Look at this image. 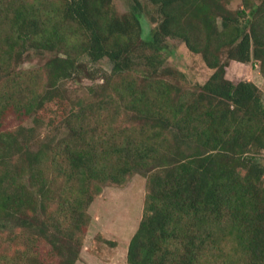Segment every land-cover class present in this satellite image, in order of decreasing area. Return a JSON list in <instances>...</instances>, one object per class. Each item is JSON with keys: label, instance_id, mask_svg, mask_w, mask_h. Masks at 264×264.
I'll list each match as a JSON object with an SVG mask.
<instances>
[{"label": "trees", "instance_id": "obj_1", "mask_svg": "<svg viewBox=\"0 0 264 264\" xmlns=\"http://www.w3.org/2000/svg\"><path fill=\"white\" fill-rule=\"evenodd\" d=\"M134 1L120 14L114 0H0V230L34 235L0 264H76L87 209L134 173L148 191L128 264H206L227 238L229 264H264V93L227 76L233 60L264 73V0H149L162 20L147 38ZM168 38L201 54L214 70L206 82L167 78L156 51ZM147 44L152 71L132 73ZM30 50L55 55L19 67ZM103 58L113 68L93 98H69L63 81L94 78ZM45 123L66 133L34 149Z\"/></svg>", "mask_w": 264, "mask_h": 264}, {"label": "rangeland", "instance_id": "obj_2", "mask_svg": "<svg viewBox=\"0 0 264 264\" xmlns=\"http://www.w3.org/2000/svg\"><path fill=\"white\" fill-rule=\"evenodd\" d=\"M138 1L142 14L143 37L147 38L160 24L162 15L159 6L149 0ZM242 1L230 0L229 7L240 8ZM135 4L134 0H114V6L120 14L135 10ZM154 50L155 48L148 44L143 46L142 53L134 59V68L131 72L142 74L144 71H152L153 67L147 63L146 56L155 52ZM156 54H158L157 64L161 69L167 70V78L184 87L192 88L206 82L214 71L206 65L201 54L192 52L178 38H168ZM54 55L53 52L39 53L30 50L19 67L44 68L46 62ZM93 66L96 69L94 78L83 76L63 81V89L69 98L92 99L90 88L103 82V73H111L113 63L108 58H103ZM227 76L234 80H253L264 93V73L256 61L250 63L231 61L227 68ZM2 79L3 75L0 73V81ZM9 124L11 128H14L17 122L12 119ZM118 124L120 126L130 124L129 116L122 114ZM25 125H33L32 119L25 122ZM65 133V127L59 124L57 127H52L45 123L37 130L32 148L37 149L40 144L57 141ZM261 157L264 162V151ZM147 191V177L142 173L132 174L124 184L110 183L103 186L102 191L96 195L87 209L88 224L85 231L78 233L82 242L80 257L76 264H128L129 244L142 219ZM31 233L19 227L0 230V256H13L32 245L34 235ZM30 238L32 244L29 242ZM40 243L37 248L40 249L41 255H45L48 246L44 242ZM235 243L232 238H227L221 250L215 253L211 261L206 264H229Z\"/></svg>", "mask_w": 264, "mask_h": 264}]
</instances>
